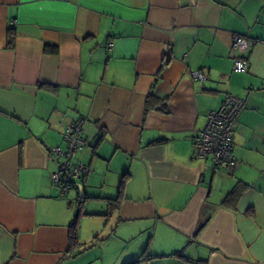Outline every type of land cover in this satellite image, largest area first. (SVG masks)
<instances>
[{
    "label": "crops",
    "instance_id": "obj_1",
    "mask_svg": "<svg viewBox=\"0 0 264 264\" xmlns=\"http://www.w3.org/2000/svg\"><path fill=\"white\" fill-rule=\"evenodd\" d=\"M234 35L257 43L232 51ZM227 95L246 101L233 174L192 143ZM81 118L89 174L60 196L49 152ZM143 255L264 264V0H0V264Z\"/></svg>",
    "mask_w": 264,
    "mask_h": 264
},
{
    "label": "built area",
    "instance_id": "obj_2",
    "mask_svg": "<svg viewBox=\"0 0 264 264\" xmlns=\"http://www.w3.org/2000/svg\"><path fill=\"white\" fill-rule=\"evenodd\" d=\"M256 43L255 40L234 35L231 50L246 48ZM108 48H112L111 43L108 44ZM248 67L246 60L233 59V72L245 73ZM191 77L194 80L206 78L200 71L192 72ZM245 108V100L227 95L219 108L207 115L203 130L193 136L195 158L202 161L207 168L228 174H233L237 170L239 163L233 153V134ZM83 123L84 119L81 118L68 125L62 134L64 148L57 146L49 152L50 160L58 163V169L51 174L50 182L52 186L59 189L60 196L66 195L75 187L77 181L86 178L89 174V168L76 160L77 154L86 146L82 136Z\"/></svg>",
    "mask_w": 264,
    "mask_h": 264
},
{
    "label": "trees",
    "instance_id": "obj_3",
    "mask_svg": "<svg viewBox=\"0 0 264 264\" xmlns=\"http://www.w3.org/2000/svg\"><path fill=\"white\" fill-rule=\"evenodd\" d=\"M13 45H14V34L12 32H10V34L8 35L6 48L7 49H12ZM164 102H165V100H164ZM148 109H149V99L146 101L145 111H148ZM122 185H123V183H122ZM122 185H121L120 188H122ZM238 195H239L238 188L235 187L228 194V196L225 199V202H229V201H234L235 202L237 200V198H238ZM119 198L120 197H118V199H116L115 201L118 202ZM232 207H234V206H232ZM78 218H79V215H77L74 218V220L72 221V223H71V225L69 227L68 239H69V243H70V248H76L79 245V242H78V230H79ZM144 255L138 261L130 262V263H127V264H142L144 261H146L148 259Z\"/></svg>",
    "mask_w": 264,
    "mask_h": 264
},
{
    "label": "water",
    "instance_id": "obj_4",
    "mask_svg": "<svg viewBox=\"0 0 264 264\" xmlns=\"http://www.w3.org/2000/svg\"><path fill=\"white\" fill-rule=\"evenodd\" d=\"M78 188L80 189V191H81V186L80 185H78ZM82 192V191H81ZM82 197V196H81Z\"/></svg>",
    "mask_w": 264,
    "mask_h": 264
}]
</instances>
